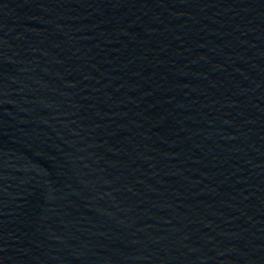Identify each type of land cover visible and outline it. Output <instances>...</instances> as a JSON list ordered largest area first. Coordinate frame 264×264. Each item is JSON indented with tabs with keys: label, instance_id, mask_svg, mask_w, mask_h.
Masks as SVG:
<instances>
[{
	"label": "water",
	"instance_id": "95a60500",
	"mask_svg": "<svg viewBox=\"0 0 264 264\" xmlns=\"http://www.w3.org/2000/svg\"><path fill=\"white\" fill-rule=\"evenodd\" d=\"M0 264H264V0H0Z\"/></svg>",
	"mask_w": 264,
	"mask_h": 264
}]
</instances>
